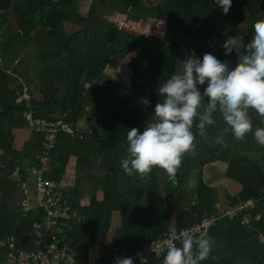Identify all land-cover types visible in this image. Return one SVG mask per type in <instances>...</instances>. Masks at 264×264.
Wrapping results in <instances>:
<instances>
[{
    "label": "trees",
    "instance_id": "obj_1",
    "mask_svg": "<svg viewBox=\"0 0 264 264\" xmlns=\"http://www.w3.org/2000/svg\"><path fill=\"white\" fill-rule=\"evenodd\" d=\"M78 1L0 0V172L10 175L17 163L39 164L42 134L33 132L23 151L13 147L14 130L28 127L23 120L26 107L15 103L24 82L39 83L31 107L36 117L49 121H70L78 98H86L88 130L83 133L75 127L81 139L60 134L48 155L46 173L48 178L61 179L70 160L67 144L79 149L72 189L79 217L71 221L67 233L77 257L83 256L89 242L105 252L113 246L132 252L172 228L183 229L201 215L216 212L219 192L205 182L204 170L217 162L226 164V178L242 186L238 196L228 197L231 203L251 198L264 202V147L252 134L244 140L228 134L227 147L217 145L215 137L226 127L218 114L217 125L210 126L205 136L196 134V154L185 155L175 183L159 169L146 179L129 177L119 163L125 155L127 131L135 127L142 132L161 99L156 89L163 83L168 62L182 61L191 52L201 59L211 53L235 67L237 53L224 55L222 44L229 36L244 44L250 41L252 24L264 19V0H232L226 15L215 0H93L85 16ZM110 10L132 13L135 22L160 21L164 36L126 31L105 17ZM123 63L132 71L129 86L105 74L108 68L118 71ZM144 97L150 101L146 110L140 103ZM250 116L254 127H264L254 111ZM193 174L194 191L189 187ZM85 197L87 206L81 204ZM1 198L0 227L8 228L6 233L16 237L19 247L33 249L32 224L42 214L23 215V194L12 180ZM115 213L120 214L121 224L112 232ZM260 234L264 235V218L252 227L223 221L208 234L214 243L201 264H264ZM6 259L2 252L0 264ZM147 264H162V257L153 255Z\"/></svg>",
    "mask_w": 264,
    "mask_h": 264
},
{
    "label": "clouds",
    "instance_id": "obj_2",
    "mask_svg": "<svg viewBox=\"0 0 264 264\" xmlns=\"http://www.w3.org/2000/svg\"><path fill=\"white\" fill-rule=\"evenodd\" d=\"M215 3L226 15L232 0ZM252 30L247 44L236 36L227 37L222 44L224 55L237 53L235 67L211 53L201 59L191 52L177 62L176 70L156 89L161 99L143 131L135 127L127 131L125 155L119 160L127 176L146 179L159 169L175 183L185 155L196 154V134L203 137L210 126H216L217 114L226 125L215 137L217 145L227 147L228 134L237 140L252 134L255 142L264 147V127H254L250 116L254 111L264 124V19L254 21ZM141 102L145 107L150 105L147 99ZM213 243L205 232L172 230L163 242H152L150 251L162 257V264H201L209 258ZM137 257L140 264H147L142 253ZM114 264L134 261L132 257H116Z\"/></svg>",
    "mask_w": 264,
    "mask_h": 264
},
{
    "label": "built area",
    "instance_id": "obj_3",
    "mask_svg": "<svg viewBox=\"0 0 264 264\" xmlns=\"http://www.w3.org/2000/svg\"><path fill=\"white\" fill-rule=\"evenodd\" d=\"M30 100L29 91L25 90L17 97L16 104L26 107L23 119L28 128L44 136L42 149L37 155L39 164L17 163L10 171L9 178L21 188L23 198L20 207L23 215L28 216L37 211V214H42V219L32 224L34 242L31 250L19 247L12 233L8 232L0 238V254L4 252L7 257L5 264H114L116 257H132L134 264H140L137 253H142L148 262L154 255L150 251L152 242H163L170 231L143 243L132 252L121 251L117 246L105 252L99 245L89 242L83 256L77 257L74 249L67 242V233L72 228L71 221L79 217L78 210L73 206L72 181L67 176L61 179L48 178L46 173L47 166L50 164L48 155L56 146L60 134L80 139L83 135H78V130L74 128L71 121H49L36 117ZM29 185H33V192ZM251 210H256L258 216L251 213ZM263 218L264 202L252 198L238 199L234 203L230 202L218 207L214 213L201 215L196 222L183 229H192L196 234L205 232L208 235L212 229L226 220H237L243 227H252ZM258 240L264 245L263 234L258 235Z\"/></svg>",
    "mask_w": 264,
    "mask_h": 264
},
{
    "label": "rangeland",
    "instance_id": "obj_4",
    "mask_svg": "<svg viewBox=\"0 0 264 264\" xmlns=\"http://www.w3.org/2000/svg\"><path fill=\"white\" fill-rule=\"evenodd\" d=\"M92 1L93 0H79L78 1V9H79L81 15L85 16V15H87L89 13ZM133 15L134 14H132V13H124L123 14V12H113V11L110 10V11H107V14H106L105 17L109 21L115 23L120 28H122V29H124L126 31H129V32H131L133 34H136V35L142 34V35H148V36H154V37H163L164 36V33H165V25H164V23H162L160 21L153 20V19L152 20H144V21H140V22H135L134 20H132ZM68 29H73V28L70 27ZM31 52H33V51H31ZM188 54H190V53H188ZM0 60H1V55H0ZM177 62L178 61L175 60V59H173L170 62H168V64L165 67V70H164V75H163V79H162L163 82L167 78H169V76L176 70ZM130 71L131 70L126 67V64L123 63L118 71L113 69V68H108L106 70L105 74L110 76L111 78L115 79L118 83H122L125 86H129V80H130V77H131V74H132ZM21 82H22V80H21ZM38 84L39 83H37L35 85V84H32V83L28 84V83L24 82V89L23 90L24 91L25 90L29 91V95H30L31 100L33 98L37 97L36 92H35L36 91L35 87L37 88ZM81 96L78 98V102L76 103V106H75V108L73 110L74 112H72V115H71V117H73V116L75 117V120H73V121L70 120L72 122V124L74 125V128L75 127H80V126L83 125L82 123L77 124L78 120L86 121V119H85V114L86 113L85 112H86L87 108H86V106L84 108L83 105L81 104L82 103ZM143 99H147L148 100L147 97H144ZM31 100H30V104H31ZM15 103H16V101H15ZM140 103H141L142 110H146L149 107V106L145 107L141 101H140ZM59 120H64V119H59ZM64 121H66V120H64ZM67 122H69V121H67ZM18 130L19 129H15L14 132H13L14 136H15L13 147L16 150L23 151V149H24L23 145L26 142L27 133L26 132H21L20 134H18V137H17L16 136V132ZM80 131H83V130H80ZM16 138H17V140H16ZM0 153H1V151H0ZM209 173H211L210 177L207 176V177H209L207 179L206 176H205V182H209L212 185L221 184V186H218L219 188H217L218 192L221 193V194L224 193L225 191H226L225 194L227 192H229L228 189H230V186H229V182L230 181H229V179H227L225 177L224 166H222V164H219L215 168H211L209 170ZM73 179H74V177H73ZM196 183H197V179H196V176H195V178H192L191 181H190V185H189L190 190L194 191V187H195ZM29 187H30V190L33 192L34 191L33 185H29ZM230 192L234 193L236 191L230 190ZM225 194L224 195H220L219 194V197H221V199L223 200V199H225ZM216 210H217V208H216ZM118 216L121 219L120 214H118ZM118 216L116 214L115 219H114V226L112 228V232L116 230L115 226H116V224H118ZM173 229H175V228H172L171 230H173ZM175 230H178V229H175Z\"/></svg>",
    "mask_w": 264,
    "mask_h": 264
},
{
    "label": "crops",
    "instance_id": "obj_5",
    "mask_svg": "<svg viewBox=\"0 0 264 264\" xmlns=\"http://www.w3.org/2000/svg\"><path fill=\"white\" fill-rule=\"evenodd\" d=\"M131 73H132V71H130ZM81 100H82V105H83V107L85 108V100H86V98H85V96L84 95H82L81 96ZM78 102V101H77ZM74 112V111H73ZM73 120H75V117L73 116V117H71V121H73ZM74 123V122H73ZM79 123H82L83 125L82 126H80V127H76L77 129H79V131L80 130H83V131H81V132H83V133H85L87 130H88V128H89V124H88V122L87 121H82V120H78L77 121V124H79ZM75 124V123H74ZM76 126V125H75ZM30 131V132H29ZM21 132H26L27 133V138H26V142L24 143V145L23 146H25V144L31 139V137H32V134H33V132L29 129V128H20L17 132H16V136L18 137V134H20ZM16 140H17V138H16ZM15 149V148H14ZM17 151H20V150H17ZM67 153L69 154V156H70V160H69V163H68V170H67V172H66V174L64 175V176H67L71 181H72V187H74V184H75V177L78 175V173H77V170H76V165H77V160H78V157H79V149L74 145V144H67ZM2 163V162H1ZM219 164H222V166H224V172L226 171L225 169H226V164H224V163H220V162H218V163H214V164H212V165H208V166H206L205 167V170H204V177L206 176V178L208 179L209 177H210V174L211 173H209V170L211 169V168H215V167H217ZM49 168H50V164L47 166V169L49 170ZM224 174V173H223ZM9 174H5V173H2V172H0V204H1V201H2V198H1V196L3 195V193L5 192V190H6V188H7V186H8V183H9V181H10V178H9ZM195 174H193L192 176H191V179L192 178H195ZM207 176H209V177H207ZM73 177H74V179H73ZM226 177V176H225ZM228 179V178H227ZM229 186H230V189H228V191L229 192H227L226 194H225V192L224 193H219L220 195H224L225 194V199H221V197H219V199H220V201H219V203L217 204V208L218 207H221V206H223V205H225L226 203H230V201H229V196H231V197H235V196H238V194L241 192V190H242V186L239 184V183H237V182H235V181H233V180H231V179H229ZM208 184H210L209 182H207ZM211 186H215V187H217V188H219L218 186H221V184H214V185H212V184H210ZM230 190H234V191H236V192H230ZM103 195H101L100 196V198L102 197ZM82 204L84 205V206H87L88 204H89V198L88 197H85L84 199H82ZM254 211H251V213H253ZM116 214H117V216H118V214L119 213H115L114 214V216H113V222H112V227L111 228H113V226H114V219H115V216H116ZM254 215H257L258 213H253ZM120 224H121V219L119 218V216H118V224H116V226H115V229H117V228H119V226H120ZM7 227L6 226H1L0 227V238H2V237H4L5 236V234H6V232H7ZM114 229V230H115ZM5 264V263H4Z\"/></svg>",
    "mask_w": 264,
    "mask_h": 264
},
{
    "label": "bare ground",
    "instance_id": "obj_6",
    "mask_svg": "<svg viewBox=\"0 0 264 264\" xmlns=\"http://www.w3.org/2000/svg\"><path fill=\"white\" fill-rule=\"evenodd\" d=\"M251 211H254V210H251ZM248 213H250V211H249V210H248ZM256 216H258V214H257Z\"/></svg>",
    "mask_w": 264,
    "mask_h": 264
}]
</instances>
